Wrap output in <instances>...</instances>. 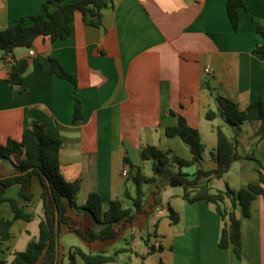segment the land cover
Masks as SVG:
<instances>
[{
	"label": "crops",
	"instance_id": "crops-1",
	"mask_svg": "<svg viewBox=\"0 0 264 264\" xmlns=\"http://www.w3.org/2000/svg\"><path fill=\"white\" fill-rule=\"evenodd\" d=\"M46 1L0 0V30L40 14ZM245 2L238 31L229 20L227 0H115L114 8L104 11L101 27L86 24L76 13L69 38L56 42L37 38L34 56L25 47L15 49L17 59H30L23 85L10 87L9 67L0 62V142L20 140L33 121L44 123L49 135L63 141V176L67 181H82L78 205L98 192L107 209L111 201L124 200L129 189L123 176V171L131 170L126 158L142 171L149 161L141 160V150L148 146L192 159L190 147L180 137L166 136V128L177 125L183 116L200 131L205 146L198 167L217 168L211 153L217 147L218 127L238 140L242 155L256 156L234 162L225 175L227 181L225 176L212 181L215 189L226 183L236 190L258 184V169L264 165V135L257 134L259 124H243L235 132L221 117H206L209 110H217V95L245 109L264 92V58L253 52L263 40L256 28L258 23L264 26V0ZM49 56L76 76L77 86L54 73ZM207 67L212 74L205 73ZM75 95L82 103L83 121L78 124L74 123ZM205 133L215 135L213 150L205 144ZM13 160L17 164L19 158L15 155ZM7 163L9 167L0 165L1 176L15 174L14 165ZM198 167L192 166V172L187 173L193 174ZM20 190V185H13L6 196L17 199ZM42 191L39 177H34V198L26 210L35 215L32 222L38 225L44 217ZM80 196L85 199L83 204L78 202ZM158 203L152 204L154 234L141 239L145 246L149 239L150 245L161 249L142 259L147 246L140 251L134 232L132 245L121 247L131 249L126 252L128 260L119 255L110 264H264V197L253 201L250 217L238 212L242 220L241 259L231 248H219L222 221L211 204H191L180 194H172L166 208H159ZM169 206L179 217L176 224L169 217ZM0 218H13L9 202L0 205ZM22 222L27 221H16L12 239L0 244V258L8 262L13 260V249L23 240V233L26 245L39 237V232L37 237V232L29 229L30 223L18 236L15 228ZM88 222L96 231L102 228L93 217H88Z\"/></svg>",
	"mask_w": 264,
	"mask_h": 264
},
{
	"label": "trees",
	"instance_id": "trees-1",
	"mask_svg": "<svg viewBox=\"0 0 264 264\" xmlns=\"http://www.w3.org/2000/svg\"><path fill=\"white\" fill-rule=\"evenodd\" d=\"M115 0H78L64 3L62 0H48L44 3V10L40 14L21 19L7 29L0 30V62L8 65L10 87L21 86L30 67V59H17L15 49L25 47L29 50L35 46L37 38L42 37L52 42L65 40L73 34V21L76 13L82 15L83 21L94 27L102 26L104 11L113 9ZM246 7L245 0H227V14L234 31L239 30L240 11ZM258 34L262 42L253 52L264 58V26L257 24ZM54 73L71 81L77 86L75 75L67 72L59 61L49 56ZM12 60V61H11ZM207 88L211 90L207 84ZM74 123L83 121L82 103L75 95ZM217 111L209 110L207 119L214 120L221 117L227 124L239 128L243 124L258 123V135H264V92L259 100L251 102L245 109H241L234 100L217 95ZM217 147L211 153V158L217 163V168L204 170L201 167L204 160L205 146L200 131L191 126L187 119L179 116L175 126L166 128L169 138L180 137L191 149V160H186L173 153L172 150H161L155 146H148L141 150V160L152 162V176H147L140 166L131 164L128 158L125 162L130 165L127 180L136 186V196H132L126 189L125 198L131 200L130 207L125 200L116 199L104 209L103 198L98 192H92L84 205L77 203L82 189V181H67L61 171L60 151L63 141L54 138L47 132L46 125L33 121L20 140L9 138L5 143L0 142V161H7L14 165L15 174L0 175V205L9 202L13 211L12 219L0 218V244L12 239V228L16 221H32L35 215L26 210L33 201L32 192L34 177H39L42 186V203L44 217L39 223V237L31 240L24 251L16 252L11 262L0 258V264H59V248L56 240V210L59 212L60 225L65 224L69 230L88 243L108 241L118 238L127 224H132L139 215L145 213L146 192L145 184L159 183L168 180L171 186H182V198L193 204L206 202L211 204L222 221L219 248H231L238 259L243 256L242 250V220L239 210L244 217L251 216V205L259 196L264 197V165L258 169L259 183L249 184L239 190L233 189L228 183L222 189L212 186L214 179H222L230 170L234 162L240 159H256L255 155H242L239 151L238 140L231 139L221 127L216 130ZM19 158L17 164L13 156ZM197 166L193 174L184 172L185 168ZM177 168V172L171 171ZM169 170V171H167ZM20 185L19 198L6 196L7 190L13 185ZM156 199L153 203L157 204ZM69 208L85 210L94 220L102 225L99 231L89 226L84 228V221L68 214ZM169 217L173 223L179 221L177 213L169 206ZM117 224H123L116 228ZM59 243V239H58ZM147 253L145 259L158 250L146 240ZM131 251L129 248L117 249L114 254L101 252L92 254L81 247L70 248V263L79 257L84 264H110L117 261L120 254Z\"/></svg>",
	"mask_w": 264,
	"mask_h": 264
},
{
	"label": "rangeland",
	"instance_id": "rangeland-1",
	"mask_svg": "<svg viewBox=\"0 0 264 264\" xmlns=\"http://www.w3.org/2000/svg\"><path fill=\"white\" fill-rule=\"evenodd\" d=\"M217 111V110H216ZM217 124V123H216ZM235 132H238L237 128H234ZM229 134L232 132L229 130ZM213 136L209 137L208 134L205 133V144L207 145V148L209 150H213L214 146L213 145V137H215L214 134ZM0 165H5L6 167H9L7 161H2ZM177 168L172 169L171 171L177 172ZM169 171V170H167ZM143 172L147 176H152L153 171H152V162L149 161L145 164L143 167ZM184 172H192L191 167L190 168H185ZM227 176H225L224 181H227ZM128 182V180H126ZM128 190L131 191L132 195L135 197L136 196V186L132 181H129L128 183ZM145 192H146V197H145V205L144 209L146 213L141 214L137 217V219L132 223V224H127L126 228L122 229V234L113 240H108V241H96L94 243H88L85 240H83L80 236L77 234L71 232L67 225L62 224L61 225V231L59 233V264H76L70 263L69 259V254H70V248L71 246H79L82 247L86 252L92 253V254H97L104 252L103 250H107L108 254H114V252L121 247H128L132 245L133 242V233L136 232L138 234V244L140 245V251L144 252L146 250V246L144 241L141 239L143 237L144 239L147 238V236L152 233L154 234V212L152 211V204L153 202L158 199V207L159 208H166L168 207V204L170 202V198L172 194H180L182 196L184 189L182 186H171L168 182V180L163 179L159 183H153V184H145L143 186ZM81 197V196H80ZM125 200V205L127 207H130L132 202L129 199H126L125 196L123 197ZM162 201V203H160ZM80 204H83L85 202V199L83 197L80 198V201H78ZM35 206H33L34 208ZM155 206H153L154 208ZM68 214L75 217L82 219L84 221V228L86 229L91 223L88 222V217H92L90 213H88L85 210H76L73 208H69ZM23 224H18L15 228L16 234L20 235V232H23L22 230L24 229V225L27 223L29 224V229L32 232H37V237H38V232H39V225L37 222H22ZM123 224H117L116 228L122 227ZM97 226V227H96ZM95 228L99 230V226L95 225ZM22 234V233H21ZM33 234V233H32ZM18 235V236H19ZM34 238L30 239L33 240ZM29 241V242H30ZM27 242V236L25 233H23V240L20 242L19 245H16L15 248L13 249L14 252H20L24 251L26 249V243ZM24 244V246H22ZM16 250V251H15ZM12 252V253H14ZM120 259L123 261L128 260V255L126 253L120 254ZM12 260V259H11ZM78 263H81L80 259H76Z\"/></svg>",
	"mask_w": 264,
	"mask_h": 264
},
{
	"label": "built area",
	"instance_id": "built-area-1",
	"mask_svg": "<svg viewBox=\"0 0 264 264\" xmlns=\"http://www.w3.org/2000/svg\"><path fill=\"white\" fill-rule=\"evenodd\" d=\"M29 55H30V56H34V55H35V52H34L33 49H31V50L29 51ZM205 73H207V74H212L213 71H212L209 67H207V68L205 69ZM123 176H124V177H127V176H128V171H123ZM159 213L162 214L163 212H162V211H159Z\"/></svg>",
	"mask_w": 264,
	"mask_h": 264
},
{
	"label": "water",
	"instance_id": "water-1",
	"mask_svg": "<svg viewBox=\"0 0 264 264\" xmlns=\"http://www.w3.org/2000/svg\"><path fill=\"white\" fill-rule=\"evenodd\" d=\"M60 225V221H59V212L58 209L56 210V240H57V250L59 248V243H58V239H59V233H58V227Z\"/></svg>",
	"mask_w": 264,
	"mask_h": 264
}]
</instances>
